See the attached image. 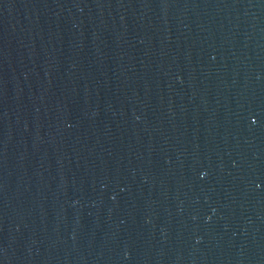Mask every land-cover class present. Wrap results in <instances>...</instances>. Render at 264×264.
Masks as SVG:
<instances>
[{"label":"water","instance_id":"1","mask_svg":"<svg viewBox=\"0 0 264 264\" xmlns=\"http://www.w3.org/2000/svg\"><path fill=\"white\" fill-rule=\"evenodd\" d=\"M0 264H264V0H0Z\"/></svg>","mask_w":264,"mask_h":264}]
</instances>
